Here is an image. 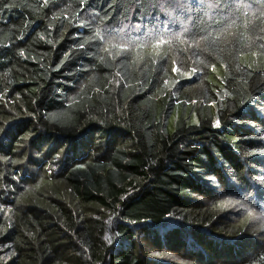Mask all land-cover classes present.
Segmentation results:
<instances>
[{
  "label": "trees",
  "instance_id": "obj_1",
  "mask_svg": "<svg viewBox=\"0 0 264 264\" xmlns=\"http://www.w3.org/2000/svg\"><path fill=\"white\" fill-rule=\"evenodd\" d=\"M236 2L192 39V0L144 36L149 0H0V264H264V2Z\"/></svg>",
  "mask_w": 264,
  "mask_h": 264
},
{
  "label": "snow or ice",
  "instance_id": "obj_2",
  "mask_svg": "<svg viewBox=\"0 0 264 264\" xmlns=\"http://www.w3.org/2000/svg\"><path fill=\"white\" fill-rule=\"evenodd\" d=\"M143 2V0H141ZM181 2H185V0H181ZM203 2L204 0H192V7L189 9H177L178 12H183L185 17L192 16L194 17V32L191 34L192 39H196L199 37L200 39H206L208 36H211L213 34V31H223L225 30V26H230L232 23L238 22V16L236 13L239 11L240 4L236 2V0H222L221 3H216L213 5V11L203 12ZM260 2H264V0H260ZM81 3H84V0H81ZM149 3L152 4V13L151 15L144 16L141 19L137 20L136 23H129L125 24L122 27L128 30L129 35H135L137 34V28L139 27V30L142 32L144 29L145 24L153 25L159 23L161 27H165L163 24V21L159 15H157V5L163 7V5H175L177 3V0H149ZM249 10H252L254 7L257 6V0H247V5ZM138 11L137 10H134ZM203 16H207L208 20L214 21L213 24H207V21L203 20ZM207 24V31L206 35H203L202 33L205 32L204 25ZM117 27L119 26H113L111 24H108L107 22L104 25L105 34L107 36H111L115 34L117 31ZM188 30L185 29V32ZM97 35H99V31L97 32ZM163 43V41H161ZM121 50L124 51V46H121ZM21 55H23V52H21ZM213 65V69H214ZM176 71L177 69H173ZM198 70L196 68L192 69V74H197ZM106 240H108L109 243H111V240L109 237H105Z\"/></svg>",
  "mask_w": 264,
  "mask_h": 264
},
{
  "label": "rangeland",
  "instance_id": "obj_3",
  "mask_svg": "<svg viewBox=\"0 0 264 264\" xmlns=\"http://www.w3.org/2000/svg\"><path fill=\"white\" fill-rule=\"evenodd\" d=\"M164 7V6H163ZM163 7H161V9H163L164 10V8ZM177 26H181L180 24L179 25H177ZM144 30V29H143ZM146 31V32H145ZM121 34H124V35H129L128 34V30L127 29H125V28H122L120 31H119ZM150 32H151V30H144V31H140L139 30V27L137 28V34H135L136 36L137 35H139V36H144L145 34H150ZM247 58V55H244L243 57H242V60H245ZM211 77L212 78H214V79H216V80H218L217 82H220L221 83V85H222V83H223V70H222V66L221 65H216L215 67H214V69H213V72H212V74H211ZM100 145V144H99ZM98 145V146H99ZM84 150V149H83ZM172 219L170 218V219H168V220H166V222H165V224L164 225H167V224H170V226H171V224H172ZM163 225V226H164ZM109 227H110V225H109Z\"/></svg>",
  "mask_w": 264,
  "mask_h": 264
}]
</instances>
